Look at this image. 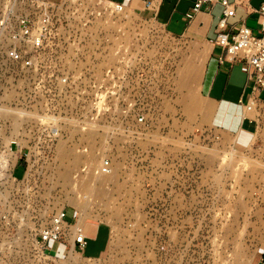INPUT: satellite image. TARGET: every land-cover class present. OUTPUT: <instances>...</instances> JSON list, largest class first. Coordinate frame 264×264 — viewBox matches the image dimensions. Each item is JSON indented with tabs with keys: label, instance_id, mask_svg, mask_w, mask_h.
Wrapping results in <instances>:
<instances>
[{
	"label": "rangeland",
	"instance_id": "374dc122",
	"mask_svg": "<svg viewBox=\"0 0 264 264\" xmlns=\"http://www.w3.org/2000/svg\"><path fill=\"white\" fill-rule=\"evenodd\" d=\"M72 1L61 25L69 30L65 38L84 46L98 30L127 81L115 85L119 97L101 101L93 117L85 98L90 84L66 90L13 85L20 104L56 108L49 117L62 133L56 147L36 149L42 160L28 165L26 184L0 183V264H71L57 253H72L70 242L46 249L39 241L50 218L71 209L78 221L109 226L105 253L118 254L116 264H264V128L242 148L236 137L189 124L185 102L192 105L197 94L183 77L196 63L182 42L140 18L137 6L113 14L97 0ZM10 99L0 100V109H8ZM141 114L143 125L136 123ZM47 118L0 113V135L45 126ZM59 145L80 161L60 162ZM105 160L111 173L97 175ZM13 163V177L22 180L27 164L23 158ZM97 232L89 223L84 228L91 239L86 257L104 247L107 230Z\"/></svg>",
	"mask_w": 264,
	"mask_h": 264
},
{
	"label": "built area",
	"instance_id": "2783aa9c",
	"mask_svg": "<svg viewBox=\"0 0 264 264\" xmlns=\"http://www.w3.org/2000/svg\"><path fill=\"white\" fill-rule=\"evenodd\" d=\"M69 1L53 3L47 0H0V85H9V88L0 87L3 92L0 100L11 97L8 109L6 106L1 107L4 110L0 109V113L6 112L15 116L48 115V124L45 126L26 125L24 128L22 126L15 129L11 136L0 135V183L7 179L16 184H26L32 177L30 173L33 168H29L28 165L32 166L42 160L36 149L56 147L62 133L52 118L57 115L56 108L48 105L37 109L32 103L20 104L14 96L13 85L47 84L57 85L60 89L66 90L71 88L70 85L90 84L85 98L89 100L88 107L93 117L99 114L101 101L119 97L114 91L115 85L127 81V72L116 70L110 40L107 42L104 40L102 43L98 30L97 32L91 30L94 37L84 46L80 39L65 38V33L69 35L67 33L69 30H65L61 25L71 8L67 5ZM97 1L106 4L113 14L122 13L125 7L116 3L109 6L103 0ZM247 2L248 0H233L231 3L228 0H196L185 17L188 21L192 20L203 5L209 8L214 6L222 8L214 44L224 56L246 68L249 87L247 110H250L257 94L264 90V3L255 11L259 17L258 35H254L243 23L227 31L226 23L228 18L235 15V7L245 6ZM150 6L151 2L145 3V7ZM97 15L99 19L100 14ZM54 25L59 27L53 28ZM78 31L83 32L84 29ZM86 32H89V29ZM223 62L224 57H220L219 63ZM123 64L128 68L125 63ZM137 117L136 123L143 125L144 116L141 114ZM21 158L24 159L27 168L22 180H17L13 177L15 165L12 163ZM55 161L56 159H53V162ZM96 172L97 175H109L111 173L109 161H103ZM71 211L73 210H60L50 218L48 225L39 233L42 247L51 249L59 245V242L68 245L72 240L74 250L72 253L57 252L71 260V264L76 262L75 258L78 264H116L114 263L118 256L116 253L104 252L97 259L83 255L87 241L82 235V225L78 222V216L74 212L71 214Z\"/></svg>",
	"mask_w": 264,
	"mask_h": 264
},
{
	"label": "crops",
	"instance_id": "0c3cea01",
	"mask_svg": "<svg viewBox=\"0 0 264 264\" xmlns=\"http://www.w3.org/2000/svg\"><path fill=\"white\" fill-rule=\"evenodd\" d=\"M47 1L59 3L62 0ZM103 1L121 4L125 9L139 7L140 18L152 19L167 37L182 42L190 61L198 64L199 73L194 83L197 95L195 103L189 106V124L198 123L227 137H236L238 145L242 148L249 145L258 131L261 132L264 128V90L257 94L253 106L247 110L249 105L247 70L242 64L234 63L230 57L224 56L214 44L222 12L220 6L209 8L203 5L193 19L188 21L185 15L196 0ZM228 1L231 3L233 0ZM146 2H151L149 8L145 7ZM263 3L264 0H248L245 6L235 7V15L226 21L227 31L243 23L254 35H258L259 17L255 11ZM220 57H224L222 64L219 63ZM87 223L96 233L101 228L107 230L102 251L95 258H91L97 259L105 252L108 243L110 246L111 231L107 224L82 221V235ZM84 238L87 241L86 250L91 239ZM95 240L96 238L93 237L92 241Z\"/></svg>",
	"mask_w": 264,
	"mask_h": 264
},
{
	"label": "bare ground",
	"instance_id": "6f19581e",
	"mask_svg": "<svg viewBox=\"0 0 264 264\" xmlns=\"http://www.w3.org/2000/svg\"><path fill=\"white\" fill-rule=\"evenodd\" d=\"M107 3V5L111 6V3L109 2H105ZM125 9V8H124ZM202 57V56H201ZM195 64V63H194ZM198 65L196 64L194 67H190L189 68V71L187 72V74L183 77L184 80H183V84L185 85V87L187 88L188 90V86L190 83H195V80H197V75H198V69H197ZM182 81V80H181ZM186 94V93H185ZM184 94V95H185ZM186 98V97H184ZM190 100L187 99V101L185 102V105H186V110L188 109V107L190 106ZM62 145V144H61ZM57 157L59 158L60 162H65V163H77L79 162V157H75V156H71V153L69 152V150L64 147V146H61L59 145V149H57ZM74 155V154H73ZM87 158V157H86ZM58 161V160H57ZM101 176H105V175H101ZM61 178H65V175H61ZM83 209H85L83 207ZM80 224L82 222V220L78 221ZM112 243V242H111ZM57 246V245H56ZM111 246V245H110ZM70 247H71V251H73V242L72 240L70 241ZM77 260V259H76ZM78 264V261L75 262Z\"/></svg>",
	"mask_w": 264,
	"mask_h": 264
}]
</instances>
